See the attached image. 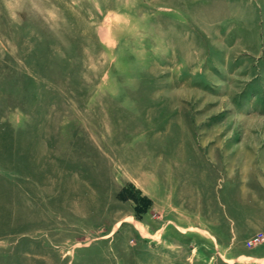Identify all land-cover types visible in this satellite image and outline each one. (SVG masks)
Wrapping results in <instances>:
<instances>
[{"label":"rangeland","instance_id":"obj_1","mask_svg":"<svg viewBox=\"0 0 264 264\" xmlns=\"http://www.w3.org/2000/svg\"><path fill=\"white\" fill-rule=\"evenodd\" d=\"M0 264H264V0H0Z\"/></svg>","mask_w":264,"mask_h":264}]
</instances>
